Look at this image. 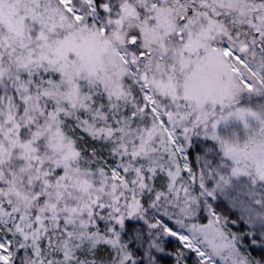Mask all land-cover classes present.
Here are the masks:
<instances>
[{
	"label": "snow or ice",
	"instance_id": "1",
	"mask_svg": "<svg viewBox=\"0 0 264 264\" xmlns=\"http://www.w3.org/2000/svg\"><path fill=\"white\" fill-rule=\"evenodd\" d=\"M0 264H264V0H0Z\"/></svg>",
	"mask_w": 264,
	"mask_h": 264
}]
</instances>
